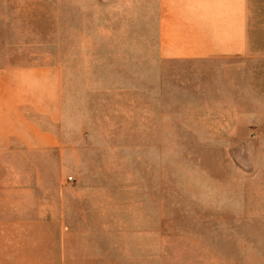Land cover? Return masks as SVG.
<instances>
[{"label":"rangeland","instance_id":"obj_1","mask_svg":"<svg viewBox=\"0 0 264 264\" xmlns=\"http://www.w3.org/2000/svg\"><path fill=\"white\" fill-rule=\"evenodd\" d=\"M147 1L0 0L77 143L0 152V264H264V58L162 59Z\"/></svg>","mask_w":264,"mask_h":264},{"label":"crops","instance_id":"obj_2","mask_svg":"<svg viewBox=\"0 0 264 264\" xmlns=\"http://www.w3.org/2000/svg\"><path fill=\"white\" fill-rule=\"evenodd\" d=\"M153 11L162 59L247 65L264 58V0H151ZM61 86L55 63L0 67V152L51 153L77 144L65 140Z\"/></svg>","mask_w":264,"mask_h":264},{"label":"built area","instance_id":"obj_3","mask_svg":"<svg viewBox=\"0 0 264 264\" xmlns=\"http://www.w3.org/2000/svg\"><path fill=\"white\" fill-rule=\"evenodd\" d=\"M71 179V178H70Z\"/></svg>","mask_w":264,"mask_h":264}]
</instances>
